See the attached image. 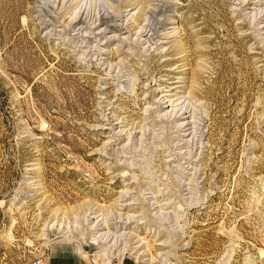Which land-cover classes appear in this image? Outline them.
<instances>
[{
    "label": "rangeland",
    "instance_id": "374dc122",
    "mask_svg": "<svg viewBox=\"0 0 264 264\" xmlns=\"http://www.w3.org/2000/svg\"><path fill=\"white\" fill-rule=\"evenodd\" d=\"M36 259L264 264V0H0V264Z\"/></svg>",
    "mask_w": 264,
    "mask_h": 264
},
{
    "label": "built area",
    "instance_id": "2783aa9c",
    "mask_svg": "<svg viewBox=\"0 0 264 264\" xmlns=\"http://www.w3.org/2000/svg\"><path fill=\"white\" fill-rule=\"evenodd\" d=\"M32 264H43V261L41 259H36L32 262Z\"/></svg>",
    "mask_w": 264,
    "mask_h": 264
},
{
    "label": "bare ground",
    "instance_id": "6f19581e",
    "mask_svg": "<svg viewBox=\"0 0 264 264\" xmlns=\"http://www.w3.org/2000/svg\"><path fill=\"white\" fill-rule=\"evenodd\" d=\"M78 254L80 255L81 253H80V252H78Z\"/></svg>",
    "mask_w": 264,
    "mask_h": 264
}]
</instances>
